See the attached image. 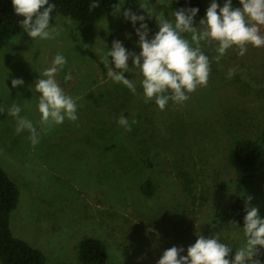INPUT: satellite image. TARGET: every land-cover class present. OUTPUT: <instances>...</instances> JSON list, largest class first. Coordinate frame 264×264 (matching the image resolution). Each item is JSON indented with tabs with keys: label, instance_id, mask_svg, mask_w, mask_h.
Wrapping results in <instances>:
<instances>
[{
	"label": "rangeland",
	"instance_id": "374dc122",
	"mask_svg": "<svg viewBox=\"0 0 264 264\" xmlns=\"http://www.w3.org/2000/svg\"><path fill=\"white\" fill-rule=\"evenodd\" d=\"M211 2L203 0L205 11ZM141 4L165 18L173 11V0H119V16L80 22L58 15L51 25L59 32L54 39L34 41L24 33L0 50V106H21L20 115L40 133L33 146L28 131L16 133L14 117L6 110L0 114V166L20 189L11 228L40 249L47 264H84L78 245L86 237L107 245L103 264H157L173 246L187 255L200 234H218L230 243V259L245 243L244 226L224 220V211L242 194L241 172L231 166L229 152L239 138L264 132V47L249 46L243 57L229 50L217 63L216 45H204L211 61L207 86L182 105L170 101L160 110L144 102L141 77L133 69L124 75L134 80L136 94L107 75L113 41L141 51L123 11L146 17L149 39L159 31L156 17L147 18ZM58 53L67 65L56 80L76 100L78 119L42 130L39 94L31 89ZM69 72L72 79L66 81ZM13 79L24 84L13 88ZM121 115L138 122L130 132L117 123ZM148 179L155 186L151 199L141 191ZM249 197L264 218V172Z\"/></svg>",
	"mask_w": 264,
	"mask_h": 264
},
{
	"label": "clouds",
	"instance_id": "9594fccd",
	"mask_svg": "<svg viewBox=\"0 0 264 264\" xmlns=\"http://www.w3.org/2000/svg\"><path fill=\"white\" fill-rule=\"evenodd\" d=\"M163 4V0H158ZM15 14L22 17L20 26L34 41L54 39L59 35L57 28L51 26V13L56 5L49 0H12ZM238 7L233 0H225L221 7L217 0H212L207 8L205 18L195 23L198 8H181L171 11L169 18L157 16L155 9L141 7L148 13L147 18L156 17L159 31L149 39V26L144 15H137L131 9L123 11L126 20H130L139 37V54L129 52L119 40L112 43L106 54L107 75L115 83L123 84L133 94L137 93L134 80L125 78L124 73L133 69L135 76L141 77L145 103L154 102L160 110H164L171 101L182 105L198 88L206 87L211 72V61L204 53V45L215 44L217 55L213 59L219 63L229 50L243 57L249 46L264 47V0H239ZM100 4L93 0L89 11L99 8ZM122 7L117 3L113 6V15L119 16ZM139 27H136L137 22ZM130 38V34H129ZM110 64L107 58H110ZM129 59L134 67H129ZM114 64L115 70L112 65ZM67 65V59L57 54L50 67L39 72L40 78L31 89L38 93L37 109L40 113L39 124L42 130L61 125L67 119L75 122L77 116V102L67 95L56 80V75ZM234 74L229 69L228 76ZM69 72L65 80H71ZM24 84L22 79H13L12 87ZM7 114L16 120V133L24 131L30 133L29 140L33 146L39 143L40 133L33 122L21 116L22 107L13 103L5 109L0 106V114ZM117 123L131 131V123L121 115ZM252 197H248L246 215L244 217L243 235L245 243L236 248L234 258L230 259L233 246L222 242L218 234L206 238L198 235L194 244L187 248V255H181L184 248L171 247L164 251L157 264H264L260 259L261 249H264V218L259 209L250 204ZM235 224V223H233Z\"/></svg>",
	"mask_w": 264,
	"mask_h": 264
},
{
	"label": "trees",
	"instance_id": "16d2710c",
	"mask_svg": "<svg viewBox=\"0 0 264 264\" xmlns=\"http://www.w3.org/2000/svg\"><path fill=\"white\" fill-rule=\"evenodd\" d=\"M217 1L221 6L225 2V0ZM49 2L56 5L51 13V25L58 15L80 22H96L113 13V6L119 4V0H96L100 7L89 11V5L93 0H49ZM233 5L240 6L239 0H233ZM172 6L173 11L181 8H198L199 12L194 18L197 25L200 19L205 17L203 0H173ZM21 19L22 17L15 14L12 0H0V50L16 36L26 33L20 26ZM229 162L241 172L238 185L242 194L224 211V220L244 226L249 192L257 186L264 172V132L260 138L243 137L236 140L229 152ZM141 191L146 198L151 199L155 194L153 181L145 180ZM19 201V186L0 166V260L3 264H47L46 255L40 249L16 237L12 231L11 214L17 208ZM250 204L252 205L251 201ZM108 256L107 245L99 238L86 237L79 242L78 257L84 264H103Z\"/></svg>",
	"mask_w": 264,
	"mask_h": 264
}]
</instances>
